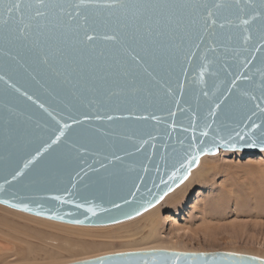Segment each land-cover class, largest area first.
<instances>
[{
  "label": "water",
  "instance_id": "95a60500",
  "mask_svg": "<svg viewBox=\"0 0 264 264\" xmlns=\"http://www.w3.org/2000/svg\"><path fill=\"white\" fill-rule=\"evenodd\" d=\"M222 149L264 151V0H0L1 205L118 224ZM69 264L264 259L141 250Z\"/></svg>",
  "mask_w": 264,
  "mask_h": 264
},
{
  "label": "rangeland",
  "instance_id": "374dc122",
  "mask_svg": "<svg viewBox=\"0 0 264 264\" xmlns=\"http://www.w3.org/2000/svg\"><path fill=\"white\" fill-rule=\"evenodd\" d=\"M218 155H209L195 169L180 206H161L157 233L145 213L110 226L76 228L0 206V238L12 244L0 251V264H69L141 250L264 259V151Z\"/></svg>",
  "mask_w": 264,
  "mask_h": 264
},
{
  "label": "bare ground",
  "instance_id": "6f19581e",
  "mask_svg": "<svg viewBox=\"0 0 264 264\" xmlns=\"http://www.w3.org/2000/svg\"><path fill=\"white\" fill-rule=\"evenodd\" d=\"M227 151H229V150H223L222 149V150H220V152L218 154L221 155L222 153L227 152ZM237 151L238 152H241V153L245 152V151H241V150H237ZM246 153L248 154L249 152H246ZM220 155H218V156H220ZM206 157H209V155H206V156L202 157L199 164H201L202 161H204ZM196 170H198V169H196ZM196 170L195 169H194V171L192 170L191 177L186 181V183L182 184V186L178 187L176 190H174V192L168 194L167 197L164 199V201H163L162 204H159L158 206H156L155 208L149 210L148 212H146L143 215V217H146L149 221L152 222L150 224L152 233L153 232H156L157 233L156 230H159L158 227H160V225H161L160 219L158 220V216H160L159 213H160V210H161V206L164 205V204L165 205H168V206H174V207H178V206L181 205V203L184 200V195L186 194V191L188 190L189 186L192 184V180L194 179L193 178V175L196 172ZM0 206L3 207V205H0ZM3 208H8V207H5L4 206ZM6 210H9V212H13L14 214H20V215L25 214V215H29V214L22 213V212L16 211V210L10 211V210H13V209H6ZM29 216H32V215H29ZM34 217L35 218H40V217H36V216H34ZM40 219L47 220V219H44V218H40ZM50 221H52V220H50ZM52 222H56V221H52ZM56 223H58V224H64V223H60V222H56ZM3 225L5 227L7 226L5 223ZM64 225L74 226L76 228L77 227L78 228H96V227H88V226H76V225H70V224H64ZM7 228H8V226H7ZM11 248H12V244H10V242H8V241L3 240V239L0 238V251L10 250Z\"/></svg>",
  "mask_w": 264,
  "mask_h": 264
},
{
  "label": "snow or ice",
  "instance_id": "6c2138e0",
  "mask_svg": "<svg viewBox=\"0 0 264 264\" xmlns=\"http://www.w3.org/2000/svg\"><path fill=\"white\" fill-rule=\"evenodd\" d=\"M217 7H219V5H217ZM19 9H20V4H19V3H16V4H12V5H10V6L6 9V11L9 13V15H11V13H12L13 11H15V10H19ZM40 15H43V13L37 12V16H40ZM211 16H212V13L209 12V17H211ZM211 22H212V23H215L214 20H212ZM242 23H243L244 25H247V24L249 23V21H248V20H243ZM221 27H224V25L221 24ZM86 39H87L88 41H91V40L93 39V36H91V35H87V36H86ZM105 39H109V40H111V39H115V37H111V36H109V37H105ZM247 40H248V37H245V42H247ZM197 47H198V45H197ZM204 95L206 96L207 93H204ZM29 99H32V98L29 97ZM40 107L43 108L44 105L41 104ZM217 107H219V105H217ZM210 114H213V115H214V113H210ZM49 115L51 116V113H49ZM108 119H112V118H111V117H108ZM64 127L67 128L68 125H64ZM63 135H64V132L61 131V132H60V135L56 137V140H54L53 143H56V142L60 139V137L63 136ZM37 155H39V152H37ZM25 167H27V164H25Z\"/></svg>",
  "mask_w": 264,
  "mask_h": 264
}]
</instances>
